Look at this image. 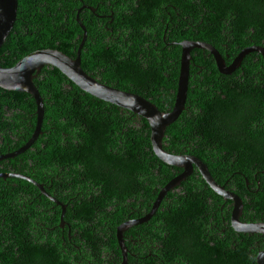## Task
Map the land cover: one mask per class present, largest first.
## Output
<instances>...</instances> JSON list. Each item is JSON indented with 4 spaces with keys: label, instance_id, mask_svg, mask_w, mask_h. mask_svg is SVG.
Here are the masks:
<instances>
[{
    "label": "trees",
    "instance_id": "16d2710c",
    "mask_svg": "<svg viewBox=\"0 0 264 264\" xmlns=\"http://www.w3.org/2000/svg\"><path fill=\"white\" fill-rule=\"evenodd\" d=\"M107 2L118 18L134 22L115 26L125 25L132 35L129 42L117 37L126 47L122 59H110L120 47L103 46L98 31L107 18L94 12H108ZM81 4L94 8H81L76 16L86 33L81 68L142 95L160 111L173 102L179 41L210 43L225 64L243 47L264 48V0H16L0 65L42 48L74 56L80 29L73 8ZM189 54L184 110L164 128L162 148L197 157L214 180H226L223 186L238 195L246 181L253 188L257 183L260 192L248 203L243 199L241 215L264 216L262 57L251 50L230 73H219L208 51L192 48ZM32 83L42 100L41 133L28 148L1 158L0 172L23 174L64 204L63 225L58 226L60 205L35 183L0 177V264H120L116 224L147 211L180 168L153 154L147 124L137 113L89 95L49 65ZM34 109L28 93L0 88L1 151L23 145L33 130ZM177 186L183 193L173 191ZM221 198L199 173L190 172L161 197L156 211L163 205V214L129 227L131 236L123 233L126 264H138L141 242L147 260L140 264H254V240L222 223L217 210L231 199ZM167 201L179 202L177 214L166 209ZM163 219L167 235L153 236L148 223L162 228ZM150 245L159 249L155 257L147 252Z\"/></svg>",
    "mask_w": 264,
    "mask_h": 264
},
{
    "label": "water",
    "instance_id": "95a60500",
    "mask_svg": "<svg viewBox=\"0 0 264 264\" xmlns=\"http://www.w3.org/2000/svg\"><path fill=\"white\" fill-rule=\"evenodd\" d=\"M80 7H87L91 11L90 6L84 5ZM79 7V8H80ZM78 8V9H79ZM76 10V13L78 11ZM16 15V0H0V45L4 38L9 33V30L15 20ZM75 22L81 28L82 35L75 50V55L69 57L57 49L42 48L35 49L14 62L11 66L0 65V88L7 90L24 91L28 93L34 103V124L33 130L30 136L24 141L18 149L13 150L10 153L0 155L1 158L11 157L24 149L28 148L31 143L37 137L39 132V125L42 118V100L41 97L32 83L33 77L37 74L43 65H49L55 67L60 71L67 79H69L74 85L81 90L85 91L89 95H93L97 98L115 103L122 107L132 110V112L140 115L147 123L149 129V143L153 154L161 161L168 165L181 168V171L171 177L162 187L157 191L156 197L152 202L150 209L135 219H127L119 223L115 227V240L119 248L120 264H126V247L123 243L122 232L128 226L136 225L138 223L146 221L154 212L155 208L159 204V200L165 194V192L178 184L185 176L191 171L192 164L195 165L199 175L204 179L207 185L213 192L220 195L224 199H231L232 209L230 211V225L235 231L244 233H264V223H241L238 221V215L240 214V199L234 192H228L224 190L215 180L206 168V165L198 158L186 154H173L168 153L161 147V138L164 128L171 123L180 114L183 109L184 99L186 94V80L188 74V63L190 59V50L192 48H199L208 51L213 56L214 66L219 73H230L238 65L242 56L251 51H257L260 53L263 62L264 72V48L260 46H246L241 48L237 54L230 60L228 64L224 63V60L220 56L219 52L210 43L199 40H181L178 42L180 47L179 55V72L176 79V88L173 93V102L169 110L160 111L152 103L146 99L132 94L127 91H114L102 84H98L92 77L85 73L79 66V50L83 44L84 29L77 21L75 14ZM8 176L18 177L26 181H31L29 177L16 173V172H0V177L5 178ZM40 193L47 196L42 186L39 183H35ZM49 199L60 205L61 212L59 214L58 225L62 226L63 220L61 215L64 211V204L56 201L55 199L47 196ZM256 264H264V250L256 252L255 255Z\"/></svg>",
    "mask_w": 264,
    "mask_h": 264
},
{
    "label": "flooded vegetation",
    "instance_id": "af4514ba",
    "mask_svg": "<svg viewBox=\"0 0 264 264\" xmlns=\"http://www.w3.org/2000/svg\"><path fill=\"white\" fill-rule=\"evenodd\" d=\"M85 4H83L82 6H84ZM81 6V5H80ZM80 6H75V8H73V12H74V17H75V14H76V16H77V14H78V11L81 9V8H85V7H80ZM107 6H108V12H105L104 14H97V15H99V16H101V17H106L107 18V23L106 24H102L103 25V28H99V32L101 33V36H102V38H103V46L105 45V47H107V45H109L107 48L109 49V48H113V44H110V43H113V42H115V44L117 45V46H119L120 48H119V50L118 51H115V50H112V54L113 55H115V56H117V58H110V59H122L123 57H124V55H125V49H126V47L125 46H123L122 47V43L121 42H117V37H121V39H122V41H124V40H127L128 41V38H131V34L130 33H128V32H126L127 31V29H125L126 28V26L125 25H123L122 27H115V26H117L119 23H124V24H126V23H132L133 24V26L132 27H134V22L132 21V20H130V19H127V18H125V17H123L122 15H120L119 16V18H118V16H117V14H113L112 13V10H111V8L109 7V2H107ZM80 7V8H79ZM79 8V9H78ZM78 9V11H77V13H76V10ZM78 18V17H77ZM74 20H75V18H74ZM79 24L80 25H82L80 22H79ZM83 26V25H82ZM71 27V25H70V23L68 22L66 25H65V29L66 28H70ZM79 29H80V27H79ZM85 30V29H84ZM80 32H81V29H80ZM78 34V33H77ZM86 37V36H85ZM75 38H77V35H75ZM129 42V41H128ZM214 47V46H213ZM180 55V54H179ZM190 61V60H189ZM230 62V61H229ZM179 65V64H178ZM178 72H179V68H178ZM97 79V78H96ZM103 83H105V84H107L106 82H103ZM108 85H110V84H108ZM110 86H112V85H110ZM114 87V86H113ZM117 88V87H116ZM123 90V89H122ZM224 95H221V97H223ZM121 109H125L126 110V108H121ZM184 110V105H183V109H182V111ZM41 132V131H40ZM17 133H20V131L19 130H17ZM38 135V134H37ZM202 138H206V139H208L209 140V137H202ZM15 142L16 141H19V139H17V137H15L14 139H13ZM164 143H165V139H164ZM244 144H242V146H243ZM2 146V141L0 140V147ZM241 146V147H242ZM10 152H12V151H9V150H5V151H1L0 150V155H2V154H6V153H10ZM178 153H182V152H178ZM178 153H176V154H178ZM185 154V153H184ZM186 155H188V154H186ZM192 156V155H191ZM193 157H195V156H193ZM197 158V157H196ZM233 158V157H232ZM231 158V159H232ZM179 168V167H178ZM207 168V167H206ZM179 171H181V168L177 171V172H179ZM176 172V173H177ZM190 172H197L198 173V171L196 170V168H195V165H193L192 164V169H191V171ZM189 172V173H190ZM175 173V174H176ZM188 173V174H189ZM187 174V175H188ZM186 175V176H187ZM185 176V177H186ZM228 178L229 179H231L232 180V177L230 176V175H228ZM227 178V179H228ZM215 182L216 183H218L224 190H226V191H228V192H234L235 194H237V192L235 191V189L234 188H230V187H226L227 185H226V180L223 182V184L224 185H226V186H223V184H221L220 183V181H216L215 180ZM249 182H245V186L241 189V191L244 193L243 194V197L244 198H246V199H248L247 200V203H248V201L249 200H253L254 199V197H255V195H257L259 192H260V188L258 187V185H257V183H256V186L253 188L252 187V185L251 184H248ZM182 188L183 187H181V186H177V187H175L174 189H173V191H175V192H178V193H183V190H182ZM228 188V189H227ZM223 198V197H222ZM221 198V199H222ZM224 202H225V199L223 198L222 199ZM219 204H222V203H219ZM179 202H169V201H167V206H166V209H168V206L172 209V210H174V213L175 214H177V212H176V210L174 209V206H176V207H178L179 208ZM220 208H218L219 210H217V208H215V210H217L218 211V214H219V216H220V219H221V221H222V223L223 224H226L227 223V225L226 226H228V227H230L231 229H233L232 227H231V225H230V210H231V202H229V203H227L224 207H222L221 205L219 206ZM164 208H163V205L162 206H160L159 207V211H156L155 210V212H154V214H157V213H159V214H163L164 212ZM144 213V212H143ZM142 213V214H143ZM242 213V212H241ZM223 215H226V216H223ZM157 216H159V215H157ZM241 216V220L243 221V223H253V222H264V216H261V217H251V216H249V215H246V217L245 216H242V215H240ZM223 217H226V219H224ZM238 221H239V218L237 219ZM155 221L156 222H158L156 219H155ZM150 226H151V228H150V232H151V234L153 235V236H158V235H160L161 237L162 236H165V235H167L166 234V232L168 231V229L169 228H167V222L163 219V226H162V228H160L159 227V225H157V224H151V223H148ZM63 225V224H62ZM59 226V225H58ZM59 227H62V226H59ZM126 231H127V229L125 230V234H126ZM234 232H233V234H237V232L238 231H235V230H233ZM241 233H243V232H241ZM245 234H247L249 237H251V238H253V240H254V243H255V248H257L256 249V251H255V253H254V264H256V262H255V255H256V252L257 251H259V250H264V234H259V233H252V234H250V233H245ZM126 236H131V233H129V234H126V235H124V237H126ZM140 236V235H139ZM141 237V236H140ZM130 240H131V238H129ZM137 242L138 243H140V241H139V238L137 237ZM260 246H262V247H260ZM251 249H253L252 248V246L250 247V250ZM159 249L157 248H155V247H152L151 245H150V248H148L147 249V252L148 253H152V256H154L155 257V253L158 251ZM145 252V248H144V246H143V242H141V250L139 251L140 252V254H139V256L137 257V263L138 264H140L142 261H146L147 259L146 258H143L142 257V255H141V252Z\"/></svg>",
    "mask_w": 264,
    "mask_h": 264
},
{
    "label": "clouds",
    "instance_id": "9594fccd",
    "mask_svg": "<svg viewBox=\"0 0 264 264\" xmlns=\"http://www.w3.org/2000/svg\"><path fill=\"white\" fill-rule=\"evenodd\" d=\"M81 26H82V25H81ZM82 28L84 29L83 26H82ZM80 29H81V28H80ZM84 31H85V30H84ZM128 31H129V30H128ZM128 31H126V32H128ZM81 35H82V31H81L79 34H77V38H78L79 40H80V38H81ZM85 36H86V33L84 32L83 44H84ZM130 40H131V38L128 39V41H130ZM78 42H79V41H78ZM83 44H82V46H83ZM82 46H81V47H82ZM178 46H179V45H178ZM179 48H180V47H179ZM198 49H199V48H198ZM202 50H203V49H202ZM69 57H71V56H69ZM72 57H73V56H72ZM17 60H18V59H17ZM13 64H14V63H13ZM13 64H12V65H13ZM10 66H11V65H10ZM68 80H69V79H68ZM69 81H70V80H69ZM70 82H71V81H70ZM121 91H127V92H130V93H132V94H136L137 96H140V97L146 99V98L143 97L142 95L137 94L136 92H132L131 90H127V89H126V90H122V89H121ZM173 93H174V92H173ZM146 100L149 101L148 99H146ZM149 102L152 103L151 101H149ZM152 104H153V103H152ZM168 110H169V109H168ZM166 111H167V110H166ZM180 113H181V112H180ZM137 115H138V114H137ZM138 116L141 117L140 115H138ZM141 118H142V117H141ZM145 122H146V121H145ZM146 124H147V123H146ZM147 127H148V125H147ZM148 132H149V129H148ZM148 135H149V133H148ZM37 136H38V135H37ZM36 138H37V137H36ZM36 138H35V139H36ZM164 138H165V135H164V131H163L162 138H161V147H162V143H164ZM162 139H163V141H162ZM32 143H33V142H32ZM149 145H150V143H149ZM163 150H164V149H163ZM166 152H167V151H166ZM168 153H169V152H168ZM173 154H176V153H173ZM179 154H181V153H179ZM179 172H180V171H179ZM179 172H177V173H179ZM177 173H176V174H177ZM176 174H175V175H176ZM181 181H182V180H181ZM178 184H179V183H178ZM178 184H176V185H178ZM174 186H175V185H174ZM171 188H172V187H171ZM169 189H170V188H169ZM169 189H168V190H169ZM168 190H167V191H168ZM156 194H157V193H156ZM237 196L239 197V199H240V204H241L240 214L238 215V217H239V216L242 214V213H241V210H242V202H243V199L246 201V203H247V199L244 198L242 195H238V194H237ZM155 197H156V195H155ZM155 197H154V199H155ZM154 199H153V200H154ZM153 200H152V202H153ZM152 202H151V204H150L148 210L150 209V207H151V205H152ZM159 202H160V200H159ZM231 209H232V203H231ZM148 210H147V211H148ZM155 210H156V208H155ZM155 210H154V212H155ZM147 211H145L144 213H146ZM230 211H231V210H230ZM154 212L152 213V215L154 214ZM144 213H143V214H144ZM143 214H141V215H143ZM141 215H139V216H137V217L126 218V219L120 221V223L123 222V221H125V220H127V219H135V218H138V217H140ZM152 215H151V216H152ZM151 216H150V217H151ZM150 217H149V218H150ZM149 218H148V219H149ZM148 219H147V220H148ZM147 220H146V221H147ZM239 221H240V220H239ZM144 222H145V221H144ZM240 222L243 223L242 220H241ZM141 223H142V222H141ZM253 223H257V222H253ZM263 223H264V222H263ZM118 224H119V223H118ZM118 224H116V226H117ZM138 224H140V223H138ZM136 225H137V224H136ZM116 226H115V227H116ZM131 226H135V225H131ZM131 226H128L126 229H128V228L131 227ZM126 229H125V230H126ZM125 230H123V232H122V238H123V233L125 232ZM238 232H239V231H238ZM243 233H244V232H243ZM254 233H256V232H254ZM250 234H252V233H250ZM259 234H261V233H259ZM263 234H264V233H263ZM114 239H115V228H114ZM115 242H116V240H115ZM123 243H124V242H123ZM116 244H117V243H116ZM117 247H118V246H117ZM118 249H119V248H118ZM259 251H260V250H259ZM126 253H127V249H126Z\"/></svg>",
    "mask_w": 264,
    "mask_h": 264
},
{
    "label": "bare ground",
    "instance_id": "6f19581e",
    "mask_svg": "<svg viewBox=\"0 0 264 264\" xmlns=\"http://www.w3.org/2000/svg\"><path fill=\"white\" fill-rule=\"evenodd\" d=\"M190 60V59H189ZM79 66H80V62H79ZM80 68H81V66H80ZM82 69V68H81ZM83 70V69H82ZM84 71V70H83ZM85 72V71H84ZM86 73V72H85ZM89 75V74H88ZM90 76V75H89ZM90 77H92L98 84H102V85H104V86H106V87H108V88H111L112 90H114V91H121V89H119V88H116V87H113V86H110V85H108V84H105V83H103V82H101V81H99L98 79H96L95 77H93V76H90ZM187 83H188V75H187V80H186V90H187ZM93 96V95H92ZM93 97H95V96H93ZM97 98V97H96ZM98 99H100V98H98ZM100 100H103V99H100ZM103 101H106V100H103ZM106 102H109V101H106ZM109 103H112V102H109ZM113 104H115V103H113ZM115 105H117V104H115ZM117 106H120V105H117ZM120 107H122V106H120ZM123 108H125V107H123ZM127 109V108H126ZM127 110H130V109H127ZM130 111H132V110H130Z\"/></svg>",
    "mask_w": 264,
    "mask_h": 264
},
{
    "label": "rangeland",
    "instance_id": "374dc122",
    "mask_svg": "<svg viewBox=\"0 0 264 264\" xmlns=\"http://www.w3.org/2000/svg\"><path fill=\"white\" fill-rule=\"evenodd\" d=\"M81 5H83V4H81ZM86 5V4H85ZM80 6V5H79ZM88 6V5H87ZM85 8H87V7H85ZM90 8H92L91 6H90ZM88 10H89V8H87ZM91 11H93L94 12V8H92V10ZM94 14L97 16V17H101V16H99V15H97L95 12H94ZM77 45H78V43H77ZM76 48H77V46H76ZM82 48V47H81ZM81 48H80V50H81ZM76 50V49H75ZM80 50H79V54H80ZM75 55V54H74ZM80 59V58H79ZM41 132L39 131L38 132V135L40 134Z\"/></svg>",
    "mask_w": 264,
    "mask_h": 264
}]
</instances>
